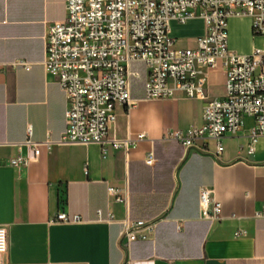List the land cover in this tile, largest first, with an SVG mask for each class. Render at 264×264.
I'll use <instances>...</instances> for the list:
<instances>
[{
	"label": "crops",
	"instance_id": "0c3cea01",
	"mask_svg": "<svg viewBox=\"0 0 264 264\" xmlns=\"http://www.w3.org/2000/svg\"><path fill=\"white\" fill-rule=\"evenodd\" d=\"M66 17L67 0H0V225L8 231L3 264H264V136L252 138V117L237 135L224 137L218 157L213 141L207 152L197 148L202 141L187 148L168 139L170 132L203 125L205 101L182 90L147 99L148 71L136 62L130 66L134 105L118 109L110 131L135 146L126 152L60 143L68 104L44 67L45 37ZM205 30L202 18L172 22V36L177 43L192 40L190 48ZM228 33L236 53L264 50V36L253 34L249 16L231 17ZM17 60L31 68L13 65ZM200 77L209 98L225 96L223 68L201 69ZM29 138L41 144L37 157L25 145ZM20 156L26 162L12 166ZM110 186L123 192L125 202L109 196ZM202 187L215 191L218 220L201 216ZM60 212L81 221L57 222ZM126 219L156 222L155 234L125 251L119 238Z\"/></svg>",
	"mask_w": 264,
	"mask_h": 264
},
{
	"label": "built area",
	"instance_id": "2783aa9c",
	"mask_svg": "<svg viewBox=\"0 0 264 264\" xmlns=\"http://www.w3.org/2000/svg\"><path fill=\"white\" fill-rule=\"evenodd\" d=\"M233 16H249L255 36H264V0H67V17L48 28L45 37L44 67L67 97V128L62 144H100L129 152L135 142L110 137L118 109L134 105L131 97L130 66L143 63L148 71L146 98H170L182 90L189 98L205 101L203 125L170 132L168 139L187 148L210 152L215 142V157L224 151L223 139L237 135L252 117V138L264 136V50L239 54L229 48L228 21ZM194 18L205 22V33L194 48H177L172 22L181 25ZM29 70L31 63H13ZM223 68L226 90L223 98H209L201 69ZM31 135V128L29 129ZM49 147L50 142H45ZM35 156L40 143L29 138ZM250 150H253L251 145ZM153 154L147 155L151 164ZM23 157L11 165L24 163ZM108 194L125 202L123 192L108 187ZM201 216L218 220L221 204L212 188L199 193ZM103 211L97 210L102 217ZM112 213L107 221H114ZM57 222H80L79 215L60 212ZM156 222L126 219L119 244L129 251L138 240L154 235ZM8 250V231L0 225V264ZM128 264H141L130 261Z\"/></svg>",
	"mask_w": 264,
	"mask_h": 264
},
{
	"label": "rangeland",
	"instance_id": "374dc122",
	"mask_svg": "<svg viewBox=\"0 0 264 264\" xmlns=\"http://www.w3.org/2000/svg\"><path fill=\"white\" fill-rule=\"evenodd\" d=\"M177 30H175L176 32ZM182 33V32H181ZM193 46V41L192 40H183L179 39L178 43L176 44L177 48H185V47H192Z\"/></svg>",
	"mask_w": 264,
	"mask_h": 264
}]
</instances>
